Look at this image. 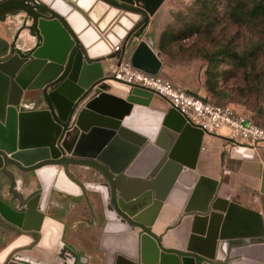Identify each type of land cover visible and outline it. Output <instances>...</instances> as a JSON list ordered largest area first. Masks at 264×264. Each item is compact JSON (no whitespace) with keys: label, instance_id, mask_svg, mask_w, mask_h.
<instances>
[{"label":"water","instance_id":"obj_1","mask_svg":"<svg viewBox=\"0 0 264 264\" xmlns=\"http://www.w3.org/2000/svg\"><path fill=\"white\" fill-rule=\"evenodd\" d=\"M108 1L142 14L134 38L161 0L145 5ZM14 6L11 1L5 9ZM48 11V17L31 11L32 21L18 28L15 39L24 28L34 38L28 48L16 47L0 34V191L7 195L0 193V221L21 238L3 255L0 252V264H34L36 259L26 252L45 239L49 251L42 253L51 264H90L88 257L62 242V229L46 231L42 201L55 173L100 192L102 264H264L247 256L264 242L260 213L216 195L213 178L200 174L189 184L203 129L170 105L165 110L150 106L153 90L105 75L101 59H87L77 48L78 35L67 16L52 7ZM130 62L150 73H157L162 64L158 51L142 38ZM35 89L44 103L39 108H32L34 101L25 95ZM136 108L157 113L151 129L137 123ZM233 146L240 155L250 148ZM70 163L92 166L105 180L82 183L69 173ZM12 166L33 171L39 187L21 192ZM174 188L181 198L172 205ZM176 209L170 223L162 226L166 211ZM177 224H188L189 231H172L177 245H171L169 230Z\"/></svg>","mask_w":264,"mask_h":264},{"label":"rangeland","instance_id":"obj_2","mask_svg":"<svg viewBox=\"0 0 264 264\" xmlns=\"http://www.w3.org/2000/svg\"><path fill=\"white\" fill-rule=\"evenodd\" d=\"M135 1L143 5L157 2ZM256 3L261 5L264 0H161L141 35L134 38L133 30L142 14L134 12L137 18L133 19L130 14L133 11L105 0H95L84 13L89 24L106 41L122 15L132 19L128 41L124 44V37L119 42L121 53L117 52V63L109 65L110 61L102 58V64L106 62L105 75L113 77L118 63L127 61L130 46L142 38L159 53L160 75L211 101L238 106L244 114L261 122L264 119V10L252 16L245 14ZM240 7H243V20L231 13ZM113 8L116 12L110 15ZM22 16V13L12 15L1 21L0 34L11 40L22 24ZM33 42L34 38L24 28L18 43L26 47ZM112 91L121 93L115 88ZM155 99L165 100L159 96Z\"/></svg>","mask_w":264,"mask_h":264},{"label":"crops","instance_id":"obj_3","mask_svg":"<svg viewBox=\"0 0 264 264\" xmlns=\"http://www.w3.org/2000/svg\"><path fill=\"white\" fill-rule=\"evenodd\" d=\"M94 1L95 0H78L77 3L79 2L78 4L82 6L84 10H88L93 5ZM115 12L116 9L113 8L110 11V15H114ZM93 16L96 17L95 15ZM77 18L80 19V29L82 30L85 28L82 30L83 33L80 34L79 29L76 30V28H74L72 24L71 25L86 49L87 56L91 59H101V61L103 60L102 58L105 57L110 61L109 65L117 63V52H119V50H114L113 46L115 43L121 42V39L124 38L127 31L130 29L128 28L125 30V28L129 25L130 27L132 26V19L130 21L129 18L125 16L122 17V19L114 25V31L109 32L108 40L106 41L99 36L97 30L89 24L88 20L78 16ZM132 18L135 19L136 15L132 14ZM135 46L136 45L130 46L129 54L126 57L127 60H130V55ZM122 50L124 52L126 51L125 46H122ZM122 56L123 60L125 58L124 54ZM105 67L106 62H103V71ZM160 70L158 71L159 73ZM39 92L38 89L30 90L26 91L25 95L38 99ZM156 96L155 94L150 102V106L163 110L167 109L169 104L166 100L155 99ZM40 104L43 105V103ZM235 109L238 111L241 110L238 106H235ZM240 112H242V110ZM224 137L226 136L207 132L202 134L195 166L188 174V178L190 179L189 184L192 185L193 181H195L200 174L215 179L216 195L257 210L260 213L264 227V140L251 145L246 151L243 150L242 153L246 155H240L233 150L234 146ZM71 169L79 174L81 180H89L92 178L91 175L95 174L90 167L71 165ZM15 172L20 180L25 179L30 181L26 188H22L24 192L38 182L35 175H30L28 172L19 171L18 169H16ZM54 176V179L52 178V180L49 181L50 185L42 201L44 213L47 215L48 219V221H46V231L49 234L50 231L54 233V229H58L60 233V229H62V231L65 229L66 232L64 236L61 234L62 242L87 254L90 264H102L105 251L98 248V235L103 231L104 219L103 213L100 212L97 194L92 191H87L93 209L102 219V226L100 224L93 225L89 223L90 210L84 196L80 195L79 187L70 181L64 174L55 173ZM55 179H58L56 183L57 188H53L55 187ZM207 185L209 184L207 183ZM0 193L2 196H7L4 190L0 191ZM167 210H169V207H167ZM176 212H178L177 209L172 213L166 211V216L161 218L163 221L162 226L170 223L171 216H174ZM52 223L54 224L53 226H51ZM64 224L66 225L65 227ZM175 230L187 234L189 231L188 224H177L169 230L170 235L168 234V243L171 245H177L175 240L171 237L172 231ZM19 239L21 238H17V234L13 230H9L6 227L3 228L0 224V252L2 251V255L16 245V242L14 244H12V242ZM47 245V239H45L43 243L37 244L33 249H29L26 252L28 256L36 259L34 264H51L49 257L42 253L48 250L46 247ZM247 256L251 259L264 261V242L254 245L252 251L248 253Z\"/></svg>","mask_w":264,"mask_h":264},{"label":"built area","instance_id":"obj_4","mask_svg":"<svg viewBox=\"0 0 264 264\" xmlns=\"http://www.w3.org/2000/svg\"><path fill=\"white\" fill-rule=\"evenodd\" d=\"M118 47L119 43H115L113 49ZM113 75L119 82L153 90L167 99L169 105L184 115L187 121L199 126L204 132L228 137L232 145L239 143L251 146L264 140V119L257 121L228 103L214 102L189 92L159 72L144 71L127 60L120 63Z\"/></svg>","mask_w":264,"mask_h":264},{"label":"flooded vegetation","instance_id":"obj_5","mask_svg":"<svg viewBox=\"0 0 264 264\" xmlns=\"http://www.w3.org/2000/svg\"><path fill=\"white\" fill-rule=\"evenodd\" d=\"M14 2L15 3V6L14 7H16V8H14V7H11V8H14V9H11L10 7L7 9H5V6L8 4V2ZM74 2H72L71 0H0V17L1 16H3L2 18H0V22L1 21H4V20H6L7 18H9V16H12V15H17V14H23V16L21 17V21H22V24L24 23V22H28V24L32 21V12L31 11H35V13L37 12V13H39L38 15H41V16H43V17H48V16H50V12L48 11V8L49 7H52V8H55V9H57L58 10V12H60V14H62V16L63 17H65V16H67V18H68V20H69V22L74 26V28H76V30H78L79 29V33L80 34H82L83 33V31L82 30H84V29H80V19H78L77 18V16L78 17H82L83 19H85V20H87V18H86V15H85V13H84V8L82 7V6H80L79 4H78V6H77V1L78 0H73ZM106 2H109L108 0H105ZM119 2H123V1H121V0H118ZM110 3V2H109ZM110 4H113V5H115V6H117V7H120V8H122V9H125V10H127L126 8H123V7H121L120 5H116V4H114V3H110ZM77 6V7H76ZM4 8V9H3ZM10 9H11V11H10ZM83 9V10H82ZM29 11V12H28ZM130 11V10H129ZM22 24L20 25V26H22ZM19 26V27H20ZM18 27V28H19ZM18 30V29H17ZM17 32V31H16ZM16 32L13 34V38L10 40V39H8L7 37V40L9 41V43H11L12 41H15V46L16 47H19V48H21V49H23V48H28V47H30V46H26V47H24V46H21L19 43H18V37L20 36H18L16 39H15V34H16ZM128 31H127V33L125 34V43L124 44H126V42L128 41V38H129V36L130 35H128ZM132 33V32H131ZM131 33H129V34H131ZM77 34V33H76ZM78 35V34H77ZM127 37V38H126ZM78 39H79V44H78V49H80L82 52H83V55H84V57L85 58H87V59H89V57L87 56V53H86V49L84 48V46L82 45V42H81V40H80V38H79V36H78ZM34 43V42H33ZM123 44V46H125ZM33 45V44H32ZM31 45V46H32ZM119 48V47H118ZM130 61V60H129ZM121 63V62H120ZM120 63H118V64H120ZM39 96H40V93H39ZM29 98V100H31V102L32 101H34V105L32 106V108H39V107H42V106H44V103L40 100V99H36V98H31V97H28ZM30 102V101H29ZM82 102H85V98H83L82 99ZM82 102H80L79 104H77V106H76V110H77V108H78V106L80 107V106H82ZM40 103H43V105L42 104H40ZM76 110H74V113H73V115H72V117H71V119H70V123H69V128L72 126V124L74 123V121H75V113H76ZM71 165H79V166H85V167H90V168H92L93 169V172L95 173L94 175H91V179H89V180H81L80 179V176H79V174H77L76 172H74L72 169H71ZM13 168H14V172H15V170H16V166H12ZM60 167V166H59ZM19 171H23V172H25L24 170H21L20 168H17ZM59 170V168L57 169V171ZM56 171V172H57ZM68 171H69V173L71 174V175H73L75 178H77L80 182H82V183H84V182H95V183H98V182H101V181H104L105 180V178H104V176L98 171V170H96L95 168H93L92 166H89V165H86V164H79V163H70V164H68ZM29 174L30 175H34L33 174V171H29ZM15 175H16V172H15ZM57 176V175H56ZM66 176V175H65ZM67 178H68V176H66ZM4 178V179H3ZM3 180H6L7 181V185H6V189H7V187H8V179L7 178H5L4 176H3ZM68 179H70V178H68ZM29 182L30 181H28V180H25V179H21L20 180V183H18V188H19V190L21 191V192H24L23 191V189L22 188H26L27 186H28V184H29ZM75 184H76V182H75ZM78 187H79V191H80V195H82V196H84V198H85V200H86V202H87V205H88V207H89V210H90V220H89V223L90 224H93V225H95V224H100L101 226H102V219H101V217H99L97 214H96V212H95V210L93 209V207H92V205H91V203H90V200H89V198H88V194H87V191H92V192H94L95 194H97V196H98V204H99V206H100V212H102L103 213V205H102V200H101V198H100V192L99 191H97V190H93V189H88L85 185H83V186H79L78 184H76ZM39 186H38V182H36L32 187H30V189L31 190H33L34 188H38ZM30 189H27V190H30ZM69 194H71V193H69ZM8 196H11V194H8ZM101 213V214H102ZM45 214V213H44ZM103 215V214H102ZM0 224L2 225V227L3 228H7L8 226H6L4 223H2L1 221H0ZM103 225H104V221H103ZM66 225L64 224V227H65ZM17 235L19 234L18 233V231H16V230H13ZM65 232H66V230L64 229L63 231H62V234H63V236H64V234H65ZM101 235H102V232L101 233H99V235H98V248H99V244H100V240H101ZM32 238H33V240H35L36 239V235H33L32 236ZM79 254H81V255H83V256H86V257H89L87 254H85L84 252H81V251H79V250H77L76 248H74Z\"/></svg>","mask_w":264,"mask_h":264},{"label":"bare ground","instance_id":"obj_6","mask_svg":"<svg viewBox=\"0 0 264 264\" xmlns=\"http://www.w3.org/2000/svg\"><path fill=\"white\" fill-rule=\"evenodd\" d=\"M84 1V0H83ZM79 3V2H78ZM78 3L77 6H78ZM76 6V7H77ZM57 10V9H56ZM135 14L136 15V18H137V14L134 13V12H130V14ZM126 17V18H129L128 16L126 15H122L120 17V20L122 19V17ZM135 18V19H136ZM129 20L131 21V19L129 18ZM128 28H130V25L127 26L125 28V30H127ZM81 37V36H80ZM86 72H88V69L87 67L84 69V75L86 74ZM86 77V76H85ZM133 116L135 117V120L137 121V123H139L141 126L143 127H149V129H151L152 125L154 124L153 122L155 121L156 122V118H157V113L156 112H152V111H149L147 109H142V108H136L135 111L133 112ZM241 148V147H240ZM180 182H178L179 184ZM178 189L174 188L170 194V198H169V203H171L172 205L177 202H179L181 196L179 194V192L177 191Z\"/></svg>","mask_w":264,"mask_h":264},{"label":"trees","instance_id":"obj_7","mask_svg":"<svg viewBox=\"0 0 264 264\" xmlns=\"http://www.w3.org/2000/svg\"><path fill=\"white\" fill-rule=\"evenodd\" d=\"M242 8H243V7L236 8V9H234V10L231 12L233 16H236V19H241V20L245 19L244 17L241 16V15L244 13V12L242 11ZM260 9H261V10H264V3L261 4V5H260L259 3H256V4L252 5L251 8H248V9L245 11V14H246L247 16H252L255 12L260 11ZM188 91H189V92H192V91H190V90H188ZM192 93H195V92H192ZM195 94H197V93H195ZM198 95H199V94H198ZM202 97L208 99V98L205 97V96H202Z\"/></svg>","mask_w":264,"mask_h":264}]
</instances>
